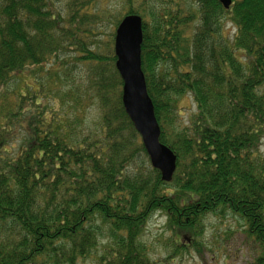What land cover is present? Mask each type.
Segmentation results:
<instances>
[{"label": "trees", "instance_id": "obj_1", "mask_svg": "<svg viewBox=\"0 0 264 264\" xmlns=\"http://www.w3.org/2000/svg\"><path fill=\"white\" fill-rule=\"evenodd\" d=\"M93 1L67 0L62 13L51 0H0V264H79L92 254L97 264H155L140 238L152 213L167 216L176 255L188 248L181 236H196L218 208L243 219L260 248L252 264H264V0L122 1L123 15L143 19L141 68L160 142L177 157L169 182L124 111L113 50L88 47L85 32L100 23ZM75 61L87 70L68 83ZM28 67L34 84L22 81ZM187 93L196 113L181 125ZM84 104L94 105L91 126Z\"/></svg>", "mask_w": 264, "mask_h": 264}, {"label": "rangeland", "instance_id": "obj_2", "mask_svg": "<svg viewBox=\"0 0 264 264\" xmlns=\"http://www.w3.org/2000/svg\"><path fill=\"white\" fill-rule=\"evenodd\" d=\"M122 1L94 0L93 4L91 3L88 6L87 9L89 11L93 10L100 16V23H96L95 27H89V30L85 32L86 40L89 39L87 42L89 48H94L100 53H108L109 50H113L114 34L117 27L115 21L119 18L121 19L126 10V7H123ZM66 4L67 0H51V6L57 8L62 13L66 12ZM230 26V23L225 21L224 31H228ZM234 30L232 27L228 31L229 37H232ZM91 31L94 33L90 34ZM112 34L113 43L111 42ZM74 54L73 51H65L63 58H69ZM52 67L50 64L44 65V69ZM69 67L71 72L67 77L68 83L81 82L86 73L87 66L79 61H75L69 64ZM31 70L32 68L28 67L21 75L22 81L25 83L34 84L33 76L30 74ZM42 73L35 74V78L37 81L45 84L47 77L42 75ZM50 82L48 84V91L51 90L52 93L56 91L57 85ZM49 99L51 103L58 106L55 96L49 95ZM43 101L45 102V98ZM177 107V121L181 125L188 124L189 119L196 113L195 103L189 93L178 99ZM81 109L83 111L82 118L87 125L91 126L96 120L94 105L86 107V104H84ZM24 125L25 121L20 122L14 129L17 141H20L25 135ZM260 151L264 153V139L261 142ZM148 163L150 165L149 159ZM200 223L197 227L198 233L196 236L190 233L181 236L180 240L178 239L179 243L188 244V248L181 254L174 255V244L172 242L175 236L174 230L166 226L167 216L163 212L155 211L146 220L140 235L147 255L155 264H252L259 255L260 248L248 236L245 222L229 209L218 208L215 212L207 213L203 216ZM190 240H192V244L188 243ZM193 243H197V246L200 247V252L195 249ZM93 256L92 254L79 264H97L96 257Z\"/></svg>", "mask_w": 264, "mask_h": 264}, {"label": "water", "instance_id": "obj_3", "mask_svg": "<svg viewBox=\"0 0 264 264\" xmlns=\"http://www.w3.org/2000/svg\"><path fill=\"white\" fill-rule=\"evenodd\" d=\"M229 8L231 0H219ZM142 18L127 14L119 21L114 34L115 68L122 81L121 101L126 115L139 134L151 166L163 181H171L176 170V155L160 142V127L146 88L141 68Z\"/></svg>", "mask_w": 264, "mask_h": 264}]
</instances>
